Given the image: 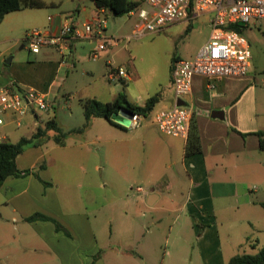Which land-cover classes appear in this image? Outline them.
<instances>
[{
	"label": "crops",
	"instance_id": "1",
	"mask_svg": "<svg viewBox=\"0 0 264 264\" xmlns=\"http://www.w3.org/2000/svg\"><path fill=\"white\" fill-rule=\"evenodd\" d=\"M42 1L47 7L46 2ZM45 7L14 12L0 20V88L15 82L18 89H39L36 91L47 95L49 104V110L42 113L43 116L37 112V108H31L30 114L23 119L21 127L16 126L12 115H7L5 124L0 125V143L16 144L23 138L29 139L36 134L39 128L45 129L51 121H55L58 127L54 130L59 133L62 132L56 116L51 118V110L60 99L59 92L65 86V76L77 66L78 62L91 61L88 54L97 45L95 39L74 42L66 57V61L69 62L66 66L61 63V55L52 48H44L39 54H34L36 59L33 62L21 61L19 65L15 66L14 60L20 44L23 43L21 49H28L26 38H24V29L34 27L46 33L56 34L68 22L73 25L79 23L61 15L50 16L47 14L46 18V15L37 13L38 10L45 9ZM98 10L93 0L91 7L83 9V12L86 13L87 22L96 18ZM49 17H53L54 21L49 22ZM125 17L136 16L127 14ZM110 18L121 17L110 14ZM211 18V12L199 15L193 11L189 15V19L169 26V28H173L175 25L197 19L201 22L200 28L202 30L207 29L208 36L205 42L198 47L194 58L210 39ZM124 22L115 20L113 32L117 33L123 30ZM108 31L109 28L107 27L106 32L111 38V43L107 51L103 52L100 60L105 59V66L109 71L108 62L116 66L114 61L108 59L111 54L110 47L114 45L115 48H126V44H120V41L131 39L134 35L132 31L130 36L118 37L117 42H114V37ZM10 58L11 62L8 64L7 61ZM177 59H181V57L176 54L172 58L170 57L165 79L157 83H147V88H145V83H141L140 77L131 76L127 71L126 78L116 81L120 83L116 86V90L107 87V91L101 89L103 93H106L105 99L97 96L85 99L76 98L81 107L79 114L83 116L84 121L80 128L71 130V132L87 136L88 139H74L72 140L73 143L70 144L66 137L63 140L64 145H61L55 141L58 133L54 136L47 133L39 146L30 147L17 157L16 163L19 170H37L38 168L41 170L38 177L31 174L22 178L10 177L5 181L0 189V207H5L7 211L2 213L0 211V220L2 221L7 217L15 224L13 228L16 233L31 232L40 240L48 249L49 257H51L49 260H44V264H105L102 258L105 247L100 244L97 236L99 224L91 220L90 214L85 211L87 206L83 211L76 212H70L67 209L65 211L64 209L65 206L60 198L61 184L56 183L48 168L50 163L47 161L46 149L49 148L65 150L77 148L73 152H78V149L87 148V146H92L98 141L102 143L103 147L107 144H114L111 152L107 153V166H101L95 159L93 162L97 163L94 164L93 170L102 173L108 171L110 176L114 174L113 178L118 181H126V184L130 181L147 184V192L145 190L143 193L136 192L137 194L134 193V195L139 197L130 198V210L138 205L137 198L143 197L147 200V211H149L147 224H151L153 227L147 232V235H155V230L162 221L160 214L175 213L174 223L178 227L180 226L179 228L183 226L179 219L187 214L188 223L186 226L188 229L190 226L191 231L189 229V232H186L188 236L184 239V243L188 246L189 243L204 241L206 237L210 236V227L216 226L219 202H222V208L229 207L232 202L237 203L233 208H238L241 204L238 203L240 198L244 199L247 206L252 204V195L257 194L258 191L250 189L249 185L237 178L231 177L222 180L217 178V175L222 170H233L241 166L245 160L251 161V166L254 165L252 164L254 160L263 161L261 155L264 152L260 149V139L256 133L264 131V89L260 87L263 86L264 81L260 82L254 75L253 63L251 72L247 76L228 77L215 81L213 89H209L210 81L207 78L194 77L187 104L191 111L192 123L194 122L197 127L201 152L187 156L188 138L165 135L160 132L156 125V116L161 111L171 110L176 105L172 66ZM119 67L126 70L124 66ZM88 73L92 72L89 71ZM109 80L111 81L110 78ZM121 95H125L131 104L140 107L145 106L148 100L156 95H161V98L155 108L147 114V123L143 117L142 124L137 129H129L114 121L120 125L118 127L104 118H93L86 130L77 132L86 123L81 101L94 99L106 104L116 101ZM73 98H75L73 95L70 96V99ZM214 112L223 113V118H214ZM26 124L33 127L31 135L16 137V142H12L10 137L12 135L15 137L17 130ZM94 130L97 132L89 140V136L93 134ZM86 159H81L79 163L85 165ZM82 168L86 170L85 166ZM45 183L49 186H46ZM184 183L187 185V191L178 192L177 189L180 190V185ZM125 195H128V192ZM178 197H182V199L179 201ZM262 204L264 203L262 202ZM224 209L230 210V207ZM210 212L213 215L212 218L205 214ZM35 214L55 220L68 231L69 236L64 231H58L56 224L52 221L27 222V219ZM197 223L201 226H198ZM200 227L202 231L199 234ZM176 233L178 232L176 231ZM179 234L181 235L182 232ZM183 237L185 238V236ZM28 238L29 236L25 239ZM76 240H79L80 243L78 244ZM157 250L158 248H152L151 253L150 248H148L147 264L156 262L159 254ZM195 250L192 247L189 252L191 256L196 254ZM97 257L99 258L95 260ZM51 259L53 262H48ZM4 260L6 261L5 264L9 263L8 257Z\"/></svg>",
	"mask_w": 264,
	"mask_h": 264
},
{
	"label": "rangeland",
	"instance_id": "2",
	"mask_svg": "<svg viewBox=\"0 0 264 264\" xmlns=\"http://www.w3.org/2000/svg\"><path fill=\"white\" fill-rule=\"evenodd\" d=\"M44 1L47 7L38 10L37 13L46 15V18L48 15H61L74 20V22H79L80 26L87 22L83 9L92 6V0ZM115 20L126 21L123 30L117 33L113 32ZM136 21L137 17L110 18L107 26L108 33L112 34L114 42H117L118 37L132 34ZM200 24V21L194 19L185 24L175 25L173 28L168 27L161 32L128 40L123 39L120 44L125 43L127 49L125 47L115 48L112 45L108 59L114 61L118 67L124 66L131 76L140 77L141 83H145V88H147V83H157L165 79L170 57L172 58L174 54L184 60L194 59L198 47L205 42L208 36L207 29L202 30ZM34 29L38 28L24 29V38ZM242 35L251 47L254 75L260 82L264 81V27L262 23L251 22L248 27L243 29ZM22 45L23 43L17 49L15 66L19 65L21 61L33 62L36 59L29 49H21ZM89 71L92 73H88ZM117 85L120 83L109 80L105 59L98 62H78L77 66L65 76V86L59 92V101L51 110V118L56 116V120L60 124L59 127L62 129V133H66L70 144L74 139H88L87 136L71 132V130L80 128L84 121L83 116L79 114L81 107L76 98L85 99L97 96L105 99L106 93H103L101 89H115ZM140 86L142 85L140 84ZM260 87L264 89V84ZM36 90L39 91V89ZM72 95L75 98L70 99ZM37 112L41 116L44 115L42 114L44 111L37 110ZM46 116L45 118H47ZM145 119L147 123V118ZM32 130L33 127L26 124L17 130L15 137L13 135L10 137L11 141L16 142V137L19 136L31 135ZM96 132L94 130L93 134H90L89 140ZM48 133L52 136L60 134L55 130ZM113 146L114 144H107L103 147L102 143L98 141L92 146L78 149V152H73L77 148L71 150L46 149L47 161L50 163L48 168L56 183L61 184L60 198L65 206V211L66 209L70 212L83 211L87 206L85 211L90 214L91 220L98 222L97 236L100 244L105 247L102 254L105 264H147L148 248L151 253L152 248H158V257L152 264H228L237 255H254L264 248V204H262V202L264 203V154L261 155L262 162L254 160L252 161L254 165L251 166V161L245 160L241 166L233 170H222L217 175V178L222 180L231 177L237 178L249 185L250 189L258 191L257 194L252 195V204L247 206L243 198H240L239 201L237 198L238 203H241L238 208H233L237 203L232 202L229 205L230 210H225L224 208L229 207L222 208V202H219L216 226L210 227V236L206 237L204 241H194L187 246L184 239L188 236L186 232H189V229L191 231V227L189 226L188 229L186 226L188 223L187 214L179 219V222L183 224L181 228L174 223L175 213L160 214L162 221L155 230V235H147V232L153 228L151 224H147V213L149 212L147 211V200L143 197L137 198L138 205L130 210V198L139 197L134 195L136 188L142 187L147 192V184L139 181H130L126 184V181H118L113 178L114 174L110 176L108 171L102 173L93 170L94 164L97 163L93 162L95 159L101 166H107V153L111 152ZM84 158H87L85 165L80 164L79 161ZM82 166H85L86 170ZM40 170L41 168L36 170L37 176H39ZM45 185L49 186L47 183ZM179 188L178 192L187 191L185 183ZM70 192L72 194H69ZM127 192L128 195H125ZM181 199L182 197H178L179 201ZM0 211L1 213L6 212L7 209L1 206ZM205 214L210 218L213 216L211 212ZM199 224L197 223L198 226H201ZM14 225L7 217L0 220V264L6 263L4 260L6 257L9 258L8 264H44V260L51 258L48 249L39 239L31 232L16 233ZM201 231L200 227L199 234ZM179 232L182 234L180 235ZM27 236L29 238L25 239ZM76 241L78 244L80 243L79 240ZM192 247L196 249V254L193 256L189 253ZM48 262L52 263L53 260Z\"/></svg>",
	"mask_w": 264,
	"mask_h": 264
},
{
	"label": "built area",
	"instance_id": "3",
	"mask_svg": "<svg viewBox=\"0 0 264 264\" xmlns=\"http://www.w3.org/2000/svg\"><path fill=\"white\" fill-rule=\"evenodd\" d=\"M142 3L139 10L129 13L136 16L133 29L134 37L165 30L170 25L189 19L191 0H138ZM195 14L212 13L210 19L211 36L192 60L177 59L172 66V80L176 105L171 110L161 111L156 116V125L160 132L172 136L188 138L192 116L187 98L192 91L193 79L202 76L210 81L213 89L215 81L228 77L247 76L252 69V52L247 39L238 31L228 27H248L258 21L264 27V0H194ZM111 12L107 8L98 10L96 18L83 25L66 23L56 34L34 29L26 35L27 48L33 54H39L44 48L55 49L62 57V65H68L66 57L74 42L95 39L97 45L89 52L88 58L96 62L107 51L111 38L107 35L108 20ZM54 18L49 17V22ZM109 78L114 81L127 77V71L108 62ZM179 100L186 106H178ZM31 108L40 111L49 110L47 95L33 89H18L15 82L0 88V125L5 117L12 115L17 127L30 114ZM142 116L134 114L129 129H137L142 124ZM143 193L142 187L136 188Z\"/></svg>",
	"mask_w": 264,
	"mask_h": 264
},
{
	"label": "trees",
	"instance_id": "4",
	"mask_svg": "<svg viewBox=\"0 0 264 264\" xmlns=\"http://www.w3.org/2000/svg\"><path fill=\"white\" fill-rule=\"evenodd\" d=\"M98 9L107 8L111 14L115 17H123L132 11L139 10L142 7V3L138 0H93ZM194 0H191V7L189 14L193 12ZM45 3L42 0H0V20L11 13L23 11L26 9H40L44 8ZM245 27L231 26L228 27L230 30H236L243 34ZM161 95H156L148 100L145 106L140 107L131 104L125 95H121L116 101L112 103H101L94 99L81 101L84 108L85 114V125L82 129L77 132L86 130L93 118H104L111 124L120 127L117 123L112 120L113 115L118 113L122 109H127L133 114L141 115L146 118L147 114L150 113L155 106L159 103ZM58 129L56 122L51 121L48 123L45 129L39 128L36 134L31 138H23L18 143L13 144L9 142L0 143V189L5 181L10 177L22 178L31 174L36 177V170L21 171L17 167V157L22 154L26 149L30 147H37L41 144L42 138L46 137L50 130ZM260 139V149L264 152V131L256 133ZM67 137L66 134L60 133L55 141L58 144L64 145L63 140ZM201 152V144L197 132L195 123L191 122L190 133L188 136V144L186 148V155L192 156ZM35 221H52L56 224L57 230H63L68 236V231L63 228L55 220H52L46 216L35 214L27 219V222ZM228 264H264V248L254 255L244 254L233 257Z\"/></svg>",
	"mask_w": 264,
	"mask_h": 264
},
{
	"label": "water",
	"instance_id": "5",
	"mask_svg": "<svg viewBox=\"0 0 264 264\" xmlns=\"http://www.w3.org/2000/svg\"><path fill=\"white\" fill-rule=\"evenodd\" d=\"M10 62H11V58L8 59L7 63L10 64ZM177 105L178 106H186L187 104L184 101L179 100L177 102ZM133 116H134V114L132 112H129L127 109H122L118 113L113 115L112 120L117 122V123H120V124H122V125H124L126 127H129L130 121L133 118ZM213 117L222 119L223 118V113L214 112L213 113Z\"/></svg>",
	"mask_w": 264,
	"mask_h": 264
}]
</instances>
